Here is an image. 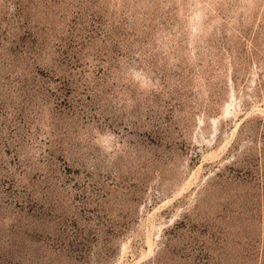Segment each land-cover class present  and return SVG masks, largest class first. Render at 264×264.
<instances>
[{"label": "rangeland", "instance_id": "374dc122", "mask_svg": "<svg viewBox=\"0 0 264 264\" xmlns=\"http://www.w3.org/2000/svg\"><path fill=\"white\" fill-rule=\"evenodd\" d=\"M0 264H264V0H0Z\"/></svg>", "mask_w": 264, "mask_h": 264}]
</instances>
